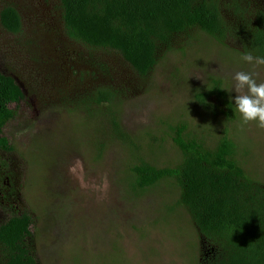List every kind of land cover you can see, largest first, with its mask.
<instances>
[{"label":"trees","instance_id":"obj_1","mask_svg":"<svg viewBox=\"0 0 264 264\" xmlns=\"http://www.w3.org/2000/svg\"><path fill=\"white\" fill-rule=\"evenodd\" d=\"M199 35L239 57L264 55V0H0V52L22 63L0 55V151L13 150L2 132L21 102L58 125L61 113L93 120V163L108 144L137 150V137L122 125L129 96L150 90L169 56L179 57L172 61L178 70ZM190 94L203 114L234 122L236 107L220 78ZM169 125L177 164L156 165L137 150L121 186L124 200L174 193L168 211L182 209L200 241L189 264H264V180L238 162L227 130L214 144L188 134L182 118ZM2 161L0 264H39L31 205Z\"/></svg>","mask_w":264,"mask_h":264},{"label":"rangeland","instance_id":"obj_2","mask_svg":"<svg viewBox=\"0 0 264 264\" xmlns=\"http://www.w3.org/2000/svg\"><path fill=\"white\" fill-rule=\"evenodd\" d=\"M206 39L197 36L178 70L172 61L179 62V57L169 56L162 76L157 75L158 69L151 76V89L129 96L122 125L137 137L138 153L156 165L177 164L179 155L166 125L180 118L188 134L206 143L215 144L221 131L227 130L238 162L264 180V128L243 123L236 108L234 122L223 125L222 120L203 114L190 94L192 88L217 77L234 103L241 94L232 79L235 73L253 72L257 83H264V66L248 64ZM0 55L3 62L10 61L6 53ZM18 109V118L2 132L13 150L0 151V162L6 161L4 167L12 173L14 184L24 186L22 197L35 219L30 231L39 264H189L197 252L199 256L200 241L187 214L180 208L168 211L175 203L174 193L124 200L121 186H126V170L136 149L108 144L93 163L97 155L91 146L93 120L85 121L83 114L70 119L61 113L58 125L51 114L37 112L35 106L21 102ZM151 137L158 140L156 148L150 147Z\"/></svg>","mask_w":264,"mask_h":264},{"label":"clouds","instance_id":"obj_3","mask_svg":"<svg viewBox=\"0 0 264 264\" xmlns=\"http://www.w3.org/2000/svg\"><path fill=\"white\" fill-rule=\"evenodd\" d=\"M241 59L253 66H264V55L247 52ZM254 76L253 72L235 73L232 79L241 94L235 96L234 105L243 123L255 122L257 127L264 128V83H257Z\"/></svg>","mask_w":264,"mask_h":264},{"label":"flooded vegetation","instance_id":"obj_4","mask_svg":"<svg viewBox=\"0 0 264 264\" xmlns=\"http://www.w3.org/2000/svg\"><path fill=\"white\" fill-rule=\"evenodd\" d=\"M2 214V212L0 211V215Z\"/></svg>","mask_w":264,"mask_h":264}]
</instances>
